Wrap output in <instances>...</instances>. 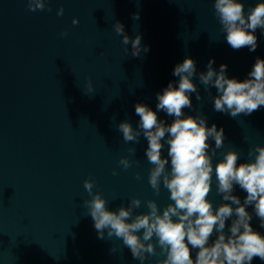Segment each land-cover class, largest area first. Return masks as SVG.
I'll use <instances>...</instances> for the list:
<instances>
[{
  "label": "water",
  "instance_id": "obj_1",
  "mask_svg": "<svg viewBox=\"0 0 264 264\" xmlns=\"http://www.w3.org/2000/svg\"><path fill=\"white\" fill-rule=\"evenodd\" d=\"M46 2L31 10L27 0H0V264H139L120 238L106 230L97 235L83 203L89 196L84 178L93 179L110 208L133 195L141 199L134 211L147 210V198L167 203L168 190L154 193L148 182L146 138L124 141L117 123L136 125L137 101L155 108V93L176 79L173 65L186 55L198 70L213 57L214 67L223 61L229 76L244 78L256 56L264 57V35L256 29L253 51L230 47L212 0ZM116 20L130 38L139 32L148 50L132 55ZM193 79L201 98L193 93V108L185 111H201L208 123L223 126L216 158L228 147L248 158L250 145L264 143V106L235 116L214 110L215 87L205 90ZM121 155L129 157L128 168L118 163ZM235 192L245 194L239 187ZM208 196L213 205L220 201L214 175ZM252 224L258 227L255 216ZM156 248L144 264L163 256ZM252 264L264 261L254 257Z\"/></svg>",
  "mask_w": 264,
  "mask_h": 264
},
{
  "label": "clouds",
  "instance_id": "obj_2",
  "mask_svg": "<svg viewBox=\"0 0 264 264\" xmlns=\"http://www.w3.org/2000/svg\"><path fill=\"white\" fill-rule=\"evenodd\" d=\"M46 6V0H27L31 10ZM212 6L229 46L255 50L256 29L264 35V0H253L247 8L245 0H212ZM63 11V5L56 8L57 15ZM77 22L73 16L72 23ZM113 26L122 43L130 42L132 55L148 50L147 44L141 45L139 32L130 38L121 21ZM65 32L61 29V35ZM213 65L214 58L209 57L205 69L198 70L194 58L184 56L173 65L176 79L155 93V108L137 101L136 125L127 119L117 123L124 141H136L141 135L146 138L148 182L154 193L161 186L168 190L167 203L158 205L154 198H147V210L134 211L141 199L133 195L126 204L110 208L101 192L93 190V179L83 180L89 193L83 203L97 235L103 237L106 230L109 237L120 238L139 264L157 253V245L163 256L157 254L155 264H252L254 257L264 261V232L260 231L264 228V143L250 145L248 158H240L232 147L216 158L224 144L223 126L208 123L201 111H185L193 108V93L197 100L201 98L194 75L205 90L215 87L211 95L214 110L235 116L264 106V57L256 56L242 79L229 76L223 61L218 67ZM158 112L171 120L158 117ZM118 163L128 168L131 161L121 155ZM213 175L220 195L215 205L208 196ZM237 187L244 191L243 197L235 192ZM253 216L258 227L252 224Z\"/></svg>",
  "mask_w": 264,
  "mask_h": 264
}]
</instances>
